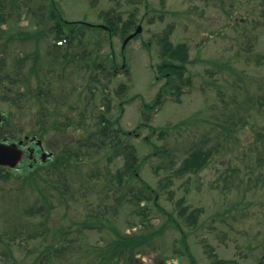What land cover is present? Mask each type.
<instances>
[{"label":"rangeland","instance_id":"rangeland-1","mask_svg":"<svg viewBox=\"0 0 264 264\" xmlns=\"http://www.w3.org/2000/svg\"><path fill=\"white\" fill-rule=\"evenodd\" d=\"M101 13L141 30L124 45L119 31L108 40L80 27L104 23ZM58 18L73 25L60 32H77L73 42L56 45ZM167 29L173 44L189 46L191 83L180 94L158 69L157 36ZM105 54L115 59L105 62L112 76L102 69ZM0 67V110L13 136L37 133L51 162L64 150L77 161L66 198L48 194L45 233L23 214L45 205L29 183L22 187L30 174L0 177V264H100L91 248L118 232L150 236L137 264H193L191 256L196 264H264V0H0ZM100 113L119 131L114 143L97 134ZM100 137L102 147L83 145ZM130 150L139 169L120 183ZM199 150L212 151L205 167L178 174ZM143 181L150 198L138 204L128 192ZM93 222L101 227L86 226Z\"/></svg>","mask_w":264,"mask_h":264},{"label":"trees","instance_id":"trees-1","mask_svg":"<svg viewBox=\"0 0 264 264\" xmlns=\"http://www.w3.org/2000/svg\"><path fill=\"white\" fill-rule=\"evenodd\" d=\"M106 13H101V15H105ZM104 24L109 26V29H104L99 26H90L91 29H97V30H102V32H106L108 37L107 39L111 38V36H114L115 33L118 31L121 32L122 36H126L131 32L132 25H133V20H129L125 24H123L121 27L118 24L119 17H113L110 16V14H106L104 17ZM87 24H83L80 27L85 28ZM73 25H70V23H65L61 20V18H58L57 20V30L59 31V37L62 36L61 33L65 30V28H71ZM75 28V27H74ZM170 29H167L164 31L162 34L157 36V39L160 43L161 50H160V56L163 59L162 62L158 65L159 72L163 75H169L167 80L166 86H170L172 88L173 92H177L178 94L184 93L185 92V87L189 86L191 83L190 78H185V71L186 65L190 60L189 57V46L186 43H180V44H173L171 39H170ZM61 32V33H60ZM103 38V37H102ZM112 41V40H111ZM85 44V43H82ZM96 45H100V40L97 38ZM106 57L107 60L111 62V64H115V59L112 57L110 58L108 55L105 54V57L102 61V69H108L109 70V65H106ZM112 66V67H114ZM115 68L110 69L108 74L112 76V74H115ZM165 86V87H166ZM167 91V89H165ZM171 92L170 94H172ZM169 94V93H166ZM160 94L157 96L154 102V110L157 109L161 103H159L160 99ZM150 107L149 104H145L144 106ZM98 123L100 124L99 127L102 126V123L105 124V126L99 128L97 130V134L99 136L104 135L105 138L109 137L112 142L114 143V137L117 136V138L120 137L118 135V132L113 129V127H110V123H112L111 120L105 116V114L100 113L99 115V120ZM103 133V134H102ZM101 140L98 141H91L92 143H88L87 141H84L83 145H89L88 148H98L102 147V144H107V141L102 142V137H100ZM89 139V137L87 138ZM122 140V139H121ZM121 144V143H120ZM124 144V143H123ZM127 144H124L125 147ZM98 146V147H97ZM84 148V146H82ZM117 147H119L117 145ZM74 153H71L74 157L78 155L79 150L76 149L73 150ZM72 151V152H73ZM212 151L210 152H204L202 150H199L197 152L192 153L189 157L184 159L182 161V164L180 168L178 169V174L185 175L187 173H197L201 169L205 167L208 161V157ZM129 160L124 164V169L119 171L117 174L118 181L120 183L124 182V176L128 175L129 177L131 176H136V173L138 171V156L134 153L133 150H130L127 152ZM70 154L68 150H64L63 153L58 156V160H55L54 162H50L47 164H43L42 166V174L40 177V182L39 178L36 176V173H26V175H29V178H25L22 180V187H25V183H29L30 186L34 187V191H36L39 196H40V201L44 202L45 205H39L38 202L33 203L32 206H27V208L24 209L23 214L28 217V228L35 227L36 231H39L38 233H45L44 230H42L43 226L46 225L45 219L47 215L50 213L51 208L53 204L51 203V200L49 199V195L51 192H56L54 195H62L64 198H66V191L70 188V184L68 183V173L67 171H71L70 167H73L75 162L71 164V159H70ZM261 157V156H260ZM79 163V162H78ZM51 166V167H49ZM19 175H11V176H6L7 179H12V178H17ZM40 183V184H39ZM33 184V185H32ZM42 184V185H41ZM59 185H61V188H59ZM143 184L145 186L144 189H137L136 187H131L129 190V195H131L132 198H134L133 202H137L140 204L142 200H149L150 196L149 194L147 196L144 195L146 192L145 190L149 189V186L145 181H143ZM133 192V193H132ZM131 193V194H130ZM127 195V193H124V196ZM5 196V195H4ZM132 200V199H130ZM47 208V209H46ZM183 211V210H182ZM94 212V211H93ZM31 217H37L40 216L42 217L41 222H38L37 224L33 225L31 222L35 221ZM44 218V219H43ZM99 222H93L92 224H86L87 227L94 229L97 228L98 226L101 227V225L97 224ZM104 225V224H102ZM46 232H48L50 229L48 227L45 228ZM149 235H140V234H126L125 232H118L117 236L114 237L109 243L106 245L102 246H93L90 250L92 254H94L96 257L99 258L100 264H113L116 260V262L119 261L117 258H121L122 260L125 261L126 264H137V258L135 257L137 254V251L146 243V241L149 240ZM0 241H3V239H0ZM184 245L186 248L188 247L187 244L184 242ZM50 249L51 250H57L59 251L60 248H58L57 245L55 244H50ZM189 256H191V253L188 251ZM193 260V264L195 263V259L193 256H191ZM115 262V263H116ZM114 263V264H115ZM228 261L216 260V264H227Z\"/></svg>","mask_w":264,"mask_h":264},{"label":"flooded vegetation","instance_id":"flooded-vegetation-1","mask_svg":"<svg viewBox=\"0 0 264 264\" xmlns=\"http://www.w3.org/2000/svg\"><path fill=\"white\" fill-rule=\"evenodd\" d=\"M71 32L73 33V30H71ZM35 69L36 66L32 67V71ZM0 76V79L2 76L6 77L3 71H0ZM0 113L2 115H0V144L9 146L17 144L13 147L21 150L20 159L15 167L10 165H0V169L3 168L7 172H12L14 175L31 173L32 170H35L36 174H40L43 163L48 162L50 157L47 152L44 157L43 153L45 152V148L43 144H39L40 138L37 133H34L31 136L24 135V138H16V136H13L14 132L10 130L13 124L12 121H10V118L5 113H2L1 110ZM36 129L39 132L38 126Z\"/></svg>","mask_w":264,"mask_h":264},{"label":"water","instance_id":"water-1","mask_svg":"<svg viewBox=\"0 0 264 264\" xmlns=\"http://www.w3.org/2000/svg\"><path fill=\"white\" fill-rule=\"evenodd\" d=\"M102 27H106L105 25H102ZM141 30V27L139 26L138 29L130 34L124 41V45L125 43L133 38L137 33H139ZM41 143V141H39ZM16 146V145H13ZM13 146H9V145H3L0 144V164H8L11 166H15L16 163L19 161L20 159V152L21 150H19L18 148H14Z\"/></svg>","mask_w":264,"mask_h":264}]
</instances>
